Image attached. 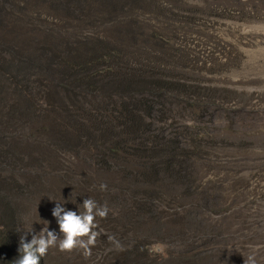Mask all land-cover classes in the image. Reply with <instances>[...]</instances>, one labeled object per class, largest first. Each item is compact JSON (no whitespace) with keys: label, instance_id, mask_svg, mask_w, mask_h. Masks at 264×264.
I'll return each instance as SVG.
<instances>
[{"label":"rangeland","instance_id":"obj_1","mask_svg":"<svg viewBox=\"0 0 264 264\" xmlns=\"http://www.w3.org/2000/svg\"><path fill=\"white\" fill-rule=\"evenodd\" d=\"M126 4L131 18L118 28L133 32L111 44L115 49L110 51L71 49L79 45L52 39L53 45H48L45 29L41 35L31 25L17 27L16 11L0 28V91L7 95L8 105L18 101L15 106H29L21 127L25 138L0 130V248L4 246L0 264L17 258L21 236L31 228L39 233L46 226L43 221L59 235L51 214L55 202L67 201L65 210L81 213L83 201L91 198L89 191L62 186L58 177L42 172L45 168L64 172L86 161L85 155L60 149L58 139L68 135L73 142L80 134L85 143L89 139L110 144L117 154L106 159L117 162H109L110 176L118 173V165L131 174H148L158 159L138 152L137 143L143 140L130 134L139 133H147L152 138L149 144L164 152L174 151L184 178L202 184L198 196L181 195L178 202L198 201L203 209L177 208L175 220L158 215L159 206L131 213L110 199L118 176L107 186L109 192L92 190L97 203L106 204L110 211L107 218H97L102 231L91 255L50 248L41 264H118L121 260L111 251L123 248L117 242L132 235L142 240L171 233L164 238L168 243H161L168 245L167 251L178 253L168 239L179 241L178 232L185 228L197 237H207L208 245L212 243L206 250L210 254H220L219 247L229 244L243 264H249V257H254L255 264H264V0H133ZM140 51L150 52V64L156 60L157 71L164 77L166 84L157 93L136 90ZM97 52L107 53L105 59ZM109 53L114 57L107 58ZM96 64L102 68L97 70ZM5 114L0 113V128L5 127ZM135 119L143 124H131ZM48 139H53L54 149L47 147ZM201 152L214 156L212 166L203 163ZM99 175L101 184H109L102 178L105 174ZM94 184L97 188V181ZM31 235L26 236L28 241ZM145 241L140 245L141 256L127 257L131 260L120 264H172L171 257L150 253L149 247L159 241L144 245ZM184 260L178 263L209 264L203 255Z\"/></svg>","mask_w":264,"mask_h":264},{"label":"trees","instance_id":"obj_2","mask_svg":"<svg viewBox=\"0 0 264 264\" xmlns=\"http://www.w3.org/2000/svg\"><path fill=\"white\" fill-rule=\"evenodd\" d=\"M105 54L107 53L97 52L96 56L105 59ZM149 55L150 52L147 51L138 52V55L136 57V64L139 68L140 75L137 79L134 80V83L140 84V86L136 89L138 92L141 89H144L148 92H150V90H153V92L157 93L159 88H164L166 82L164 80V77L157 71V69L159 68L157 61L154 60V63L150 64L151 59H149ZM109 56L114 57L112 53H109L107 55V58ZM95 68L99 70L102 67L101 65L96 64ZM92 77L93 75L89 76L88 80H91ZM0 80H2V73H0ZM121 95L124 96V94L122 93ZM17 102L18 101H16V103ZM8 103L9 102L7 95L0 91V113H6L3 122L5 127L0 128V130L4 129V132H8L10 134L18 133L20 134L18 136L25 138V128H22L23 130H21V127L25 126V108L28 110L27 113L29 114V106H26L25 103L23 105L18 103V105L15 106L16 103L12 104L11 102L9 106ZM149 105H146L144 107L145 112H148ZM133 123H137V126L138 124H143L142 120L139 119L133 120L131 124ZM142 129L144 130V128ZM132 135H135L140 140H143V142L139 141L137 143V145L139 146L138 152L144 153L147 156L155 155L158 159V161L152 167H150V173L148 174H144L141 172L137 174H131L127 172V170L120 168L118 165V173L116 172L117 174L110 176L109 174L113 173L111 170H109L111 168V164L109 162H117H115L114 160L106 159L117 157V154H114L115 152L112 151V149L114 148L111 147V149L110 144L105 145L103 143H90L89 139L85 143L83 139L85 137L81 136L80 134L78 136H75L73 142H69L67 140L69 139L68 135L63 136L62 139H58V141H60V149L71 150L73 152L79 153L80 155H85L86 161H81L78 164L76 163L75 165L66 168L67 170H65L64 172H59L57 169L52 168H45L42 172L47 175H55L56 177H58L62 186L67 187L68 185H74L77 189H84L86 193L87 191H89V196L96 202V195H91V193L92 190L99 191L97 190L101 185L99 174H105L102 176V178L106 181H109V184H107V186L112 185L114 183V178L116 180L119 176V181L117 185H115L114 183V187L110 189L109 196L110 199L120 202L121 205L126 208V211H129L131 213L134 211H139L140 209H146V211H149L155 206H159L158 215L164 217L165 219L171 218L172 220H175L174 215L177 208H180L183 211L184 209H188L189 207H193L195 209H203V206H201L198 201L191 203L178 202V198L181 195L198 196V194L201 193L200 191L202 189V184L200 182L191 183L188 182L186 178H184V170H182L179 167L178 163L174 161L175 152H164L160 147L162 149L161 154L159 147L149 144V139L152 138H150L147 133L130 134V136ZM8 136L9 135H7V137ZM16 138L17 135L9 137L8 140ZM46 144L48 145L47 147L49 149H54L53 139H48V142H46ZM212 144L209 146V148L212 146ZM113 145L117 146L116 143ZM106 146L108 147L105 149ZM200 156L203 163H208L210 166H212L213 161L215 160L212 154H203V152H201ZM101 169L103 170L102 172ZM68 173H72L74 174V176L72 178H69L67 177ZM106 176H109V179H107ZM70 180L74 181V183H69ZM94 181H97V188L95 186L96 184H94ZM178 190H180V192ZM102 192L106 193L109 191L107 189L106 191ZM209 213L211 214V212L208 211V214ZM150 224L153 225L154 223ZM150 229L152 230L153 228ZM170 234H165L163 235L164 237H159L160 239L156 238V236L152 237V235L149 237H143V239L146 240V243H144V245L149 242L157 241L168 243V241H166V239L164 238H167L166 236H169ZM178 234L180 236L179 241L168 239L169 242L173 244V247L171 248L179 251L178 253L173 252L172 249L168 251L167 258L171 257L169 261H173L172 264H179V261L186 262V260H184L186 257H194L197 255H203V258L207 260L209 264H243V260L241 259L237 250H235V248H233L232 246L231 248H229V244H224L222 247H219L216 244L215 246L220 248V254L213 255L206 252V250H208L212 246V243L208 245L206 236L197 237L193 234H190L189 231L186 230V228L180 229ZM143 239L141 240L137 238V236L132 235L127 239V241L117 242L118 247L123 246V248L112 249L111 253L113 256H116V258H119L121 260L118 262V264L126 263L127 260H131V258L127 257L141 256L140 245ZM144 245H142V249ZM3 249L4 246H1L0 251H2ZM173 256L175 257L173 258ZM116 258H114V260H116ZM157 259L164 261L161 258ZM10 261L11 262H8L7 264H13V261ZM42 262L43 257H41L40 259V264ZM162 263L164 262H161L160 264Z\"/></svg>","mask_w":264,"mask_h":264},{"label":"crops","instance_id":"obj_3","mask_svg":"<svg viewBox=\"0 0 264 264\" xmlns=\"http://www.w3.org/2000/svg\"><path fill=\"white\" fill-rule=\"evenodd\" d=\"M133 0H0V28L12 20L10 15L16 11L17 27L31 25L39 29V34L47 35V43L64 45L78 44V48L97 51H110V45L118 43L133 29L125 32L119 25L127 15L126 2ZM133 5V4H129ZM124 12V15L122 14ZM115 28L114 31L108 29ZM25 36V31H19ZM82 38V39H81ZM86 41H89L86 44ZM56 45V44H54ZM89 45L91 47H85ZM67 46H65L66 48ZM25 108V117L28 115Z\"/></svg>","mask_w":264,"mask_h":264},{"label":"clouds","instance_id":"obj_4","mask_svg":"<svg viewBox=\"0 0 264 264\" xmlns=\"http://www.w3.org/2000/svg\"><path fill=\"white\" fill-rule=\"evenodd\" d=\"M101 191L107 190L106 184L99 186ZM67 203V201H65ZM64 203V204H65ZM64 204L56 203L52 209V216L56 219L59 235L54 230H49V222L43 221L45 227L39 233H34L33 228L22 235L19 241L18 257L13 264H40L41 257L47 255L50 248H57L60 252L71 253L82 250L88 257L91 248L95 246L102 230H98L97 218H107L110 209L107 205H99L95 200L87 198L82 203L83 212L65 210ZM31 233V240L26 236ZM118 246V245H117ZM168 245L157 242L149 247L151 254L167 258ZM245 264V261H244ZM249 264H255L254 257H249Z\"/></svg>","mask_w":264,"mask_h":264}]
</instances>
